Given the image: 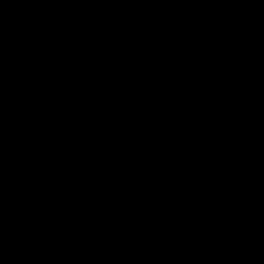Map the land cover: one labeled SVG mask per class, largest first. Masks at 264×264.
I'll list each match as a JSON object with an SVG mask.
<instances>
[{"label": "water", "instance_id": "1", "mask_svg": "<svg viewBox=\"0 0 264 264\" xmlns=\"http://www.w3.org/2000/svg\"><path fill=\"white\" fill-rule=\"evenodd\" d=\"M0 264H264V0H0Z\"/></svg>", "mask_w": 264, "mask_h": 264}]
</instances>
